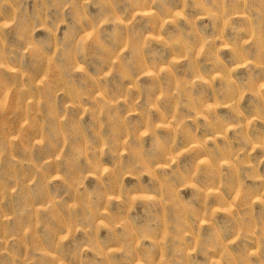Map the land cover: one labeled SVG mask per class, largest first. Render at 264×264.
<instances>
[{
    "label": "rangeland",
    "instance_id": "374dc122",
    "mask_svg": "<svg viewBox=\"0 0 264 264\" xmlns=\"http://www.w3.org/2000/svg\"><path fill=\"white\" fill-rule=\"evenodd\" d=\"M0 264H264V0H0Z\"/></svg>",
    "mask_w": 264,
    "mask_h": 264
}]
</instances>
